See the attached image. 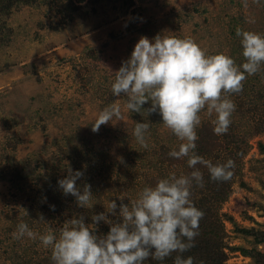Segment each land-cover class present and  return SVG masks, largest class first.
Here are the masks:
<instances>
[{
    "label": "rangeland",
    "instance_id": "374dc122",
    "mask_svg": "<svg viewBox=\"0 0 264 264\" xmlns=\"http://www.w3.org/2000/svg\"><path fill=\"white\" fill-rule=\"evenodd\" d=\"M26 1L0 16V264H53L40 235H58L77 215L91 223V215L107 211L110 201L130 206L144 187L193 171L187 158L168 155L181 141L158 113L129 112L127 98L112 94V73L140 37L191 39L206 54L223 53L239 66L244 58L236 29L264 35V0ZM262 90L264 66L230 97L236 108L226 134H214V117L206 112L196 130L197 155L213 164L235 162L227 182L212 181L198 165L204 186H194L191 196L196 207L200 199L214 201L205 226L215 228L212 237L222 236L223 264H264ZM113 104H119L122 120L93 132L99 113ZM136 122L149 124L147 149L132 134ZM69 168L84 173L78 185H91L92 208L77 207L59 190L57 181ZM21 223L36 233L35 240L13 239ZM108 230L99 224L98 234ZM177 254L154 264H173Z\"/></svg>",
    "mask_w": 264,
    "mask_h": 264
},
{
    "label": "clouds",
    "instance_id": "9594fccd",
    "mask_svg": "<svg viewBox=\"0 0 264 264\" xmlns=\"http://www.w3.org/2000/svg\"><path fill=\"white\" fill-rule=\"evenodd\" d=\"M253 2L259 4L260 0ZM236 36L244 58L239 66L223 53L206 54L191 39L157 34L152 39L141 36L130 57L114 73L110 71L114 75L113 96H125L124 107L129 112L144 110L148 116L158 113L163 126L181 141L178 150L168 155L187 158L193 171L180 176L172 173L154 187H144L130 206L122 199L119 204L117 200L110 201L107 211L91 215V223L86 222L84 215H77L66 222L58 235L54 231L40 235L41 244L51 250L53 264H144L148 259L164 261L173 253H178L173 264H194L193 257L182 258L180 254L195 246L204 216L191 200L192 188L204 186V175L197 166L206 168L214 182L229 181L235 168L231 159L213 164L196 154L201 113L214 117L215 135L226 134L236 108L230 97L242 92L247 77L264 66V35L237 28ZM114 118H123L119 104L105 107L92 131L98 132ZM148 130V123L136 122L132 132L145 149L149 147ZM83 176L82 171L69 168L65 178L57 181L58 188L63 195L74 197L77 207L92 208L91 185L77 184ZM40 220L45 221L43 216ZM101 222L109 226L106 234H98ZM12 237L35 240L37 235L21 223Z\"/></svg>",
    "mask_w": 264,
    "mask_h": 264
},
{
    "label": "trees",
    "instance_id": "16d2710c",
    "mask_svg": "<svg viewBox=\"0 0 264 264\" xmlns=\"http://www.w3.org/2000/svg\"><path fill=\"white\" fill-rule=\"evenodd\" d=\"M25 1L26 0H0V16L2 14L4 15L11 13V10L14 6ZM25 3H28V1H26ZM262 93H264V90H262ZM25 168V165L21 167L20 174L23 173V170ZM211 201L212 199H200V204H198L197 208L203 211L204 216L200 221L199 235L194 241L195 246L189 251L184 252V258H187L189 256L193 257L194 264H223L224 262L221 257L218 259V256L221 252L222 236L218 234V232H216V237H212L211 232L213 230L215 231V228L211 225L210 227L209 225H207L208 227L205 226V224H209V222H211L210 218L212 214L210 212L212 210V203L214 202ZM211 242H213L214 244L211 245ZM154 261L155 260L148 259L144 261V264H154Z\"/></svg>",
    "mask_w": 264,
    "mask_h": 264
}]
</instances>
